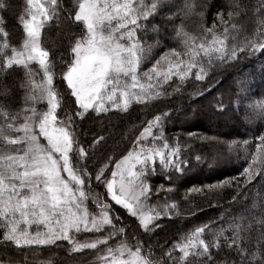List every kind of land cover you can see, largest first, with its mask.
I'll list each match as a JSON object with an SVG mask.
<instances>
[{"label":"snow or ice","instance_id":"snow-or-ice-1","mask_svg":"<svg viewBox=\"0 0 264 264\" xmlns=\"http://www.w3.org/2000/svg\"><path fill=\"white\" fill-rule=\"evenodd\" d=\"M163 4L164 0H153L150 5L142 0H75L67 9V22L83 25L82 35L71 47L73 58L63 74V81L74 98L75 116L81 121L91 118L93 112L99 116L110 110H127L133 101L140 103L152 99L154 95L159 96L160 92L154 89L173 76L184 80L195 72L196 80L202 81L207 74L202 64L204 60L211 66L216 60L236 61L257 52L264 54V0H259L255 10L258 19L254 39H246L242 44L233 43L229 48L230 33L239 29L235 24L230 29L220 15L219 19L225 25L221 34L223 39L213 29H208L211 41L205 40L197 46L194 37L178 32L177 35L184 38L187 51L172 49L171 55L177 58L187 56L189 59L170 62L164 70L161 61L169 56L166 53L150 72L143 74L148 82L142 83L138 69L144 60L145 49L138 34L145 31L142 22L158 14ZM232 6L237 10L235 15H246L239 0H232ZM9 10L15 11L10 0H0V12ZM63 11L65 9L59 0H26L19 17L25 34L20 50L10 46L9 32L4 27L6 21L0 16V37L3 38V43H0V74L12 76L18 68H23L26 77L20 80L18 86L15 80L7 84L0 82V221L6 229L3 243L14 244L18 248L68 241L73 245V251L96 249L98 245L108 244V240L78 243L73 238L74 234L100 233L105 226L113 223L109 206L98 200L99 214L89 213L86 207L89 197L84 190L87 173L72 164L74 153L79 158H87L85 149L77 148L80 144L75 131L77 121L71 116L67 121L58 119L60 101L55 91L50 53L42 47V29L53 20H58ZM232 18L233 13L230 12L229 19ZM231 39L237 38L232 36ZM33 62L43 73L39 83L36 79L39 73L32 70ZM21 91L25 107H18ZM44 99L47 100V111L40 113L35 105ZM250 107L258 118L264 119V101ZM160 121V116L149 121L141 137L151 135V129ZM41 137L47 141L46 146L40 143ZM155 139H163V133ZM256 140L252 162L240 174L247 177L245 184L255 178L258 165L264 167V134ZM243 143L246 147L250 146L247 140ZM165 149H169L166 142L162 149L151 147L129 152L116 163L111 180L106 182L111 200L133 217L138 216L142 200L151 195L146 181L154 174L157 159L162 169L184 171L179 148ZM64 174H67L66 177ZM235 179L207 187L221 188ZM96 180L101 181L102 176L97 175ZM175 207L166 205L164 214ZM160 215L159 212L154 215L141 213L138 217L140 227L145 232L153 231V223ZM260 216L258 221L249 223L245 221L250 217L241 216L232 226L222 229L212 242L203 239L208 225L197 227L185 240L173 245L163 264H167V260L177 264L172 258L177 250L182 254L179 257L181 264H189L190 257L200 258L201 264H214L213 249L222 250V242L230 253L239 257L232 264H264V205L261 206ZM33 225L37 229L42 227L44 231L37 230L32 234L29 228ZM229 232L231 235L227 234ZM101 260L102 264H152L143 255V246L139 243L135 250L123 242L116 248L109 247Z\"/></svg>","mask_w":264,"mask_h":264},{"label":"trees","instance_id":"trees-1","mask_svg":"<svg viewBox=\"0 0 264 264\" xmlns=\"http://www.w3.org/2000/svg\"><path fill=\"white\" fill-rule=\"evenodd\" d=\"M59 2L65 11L61 12L58 20L42 29V47L50 53L55 91L60 101L58 119L67 121L71 116L77 121L75 131L80 140L77 148H84L87 158H79L74 153L72 164L87 173L84 177L89 197L87 207L95 213L99 209L97 200L107 204L113 223L100 233L74 234L79 241L106 238L108 244L98 245L96 249L73 251L68 241L23 248L4 244L6 229L0 221V263L94 264L101 261L107 246L123 240L133 246L142 245L152 264H163L173 245L185 240L197 227L208 225L203 239L212 242L222 229L232 226L241 216L251 218L246 223L258 221L264 205V167L257 166V175L248 184H245L247 177L240 174L252 162L258 142L256 138L264 134V119L258 118L250 107L264 101V54L257 52L236 61L216 60L211 66L204 60L205 79L196 80L194 72L183 81L174 78L177 85L170 86L173 90L171 97L151 102L133 101L127 110H110L99 116L93 112L91 118L81 121L75 116L74 98L63 81V74L73 58L71 47L82 35L83 25L67 22V9L74 4L73 0ZM10 3L15 11L0 12V16L6 21L4 27L9 32L10 46L19 49L24 37L19 22L24 3L23 0H10ZM239 3L246 15H235L237 10L233 8L232 0H171L145 22L148 28L155 26L157 37L167 45L173 28L194 38H209L211 35L207 30L213 29L223 39L221 34L225 25L219 19L223 15L230 29L232 24L239 29L230 33V48L233 43L242 44L256 36L258 17L255 10L259 0H239ZM230 12L233 13L231 20ZM232 36L237 39L232 40ZM0 43H3L2 37ZM22 78L23 68H18L12 76L0 74V82L4 84L15 80L18 86ZM23 95L21 91L18 107L23 106ZM157 116L161 121L151 129V135L141 137L149 121H154ZM161 133L163 139H155ZM245 140L250 142L249 147L244 145ZM165 142L169 145L165 151L179 148L184 171L162 169L157 159L155 172L146 181L151 188L147 200L154 214L159 212L161 215L153 223L154 230L145 232L136 217L108 198L105 180L118 160L138 145L162 149ZM97 175L102 176L101 181L96 180ZM232 178L236 179L230 185L207 187ZM166 205L176 207L165 215ZM156 224L160 227H155ZM227 234L231 235L230 232ZM181 255L178 250L173 252L172 258L177 264H181ZM213 256L214 264H232L233 260H239L223 242L222 250L213 249ZM167 264H171V260H167ZM189 264H201V260L190 257Z\"/></svg>","mask_w":264,"mask_h":264},{"label":"rangeland","instance_id":"rangeland-1","mask_svg":"<svg viewBox=\"0 0 264 264\" xmlns=\"http://www.w3.org/2000/svg\"><path fill=\"white\" fill-rule=\"evenodd\" d=\"M171 0H164V4L165 3H169ZM142 2L144 3V4H146V5H150L152 2H153V0H142ZM23 3H24V7L26 6V0H23ZM73 3H75V0H73ZM161 10V9H160ZM159 10V11H160ZM22 25V24H21ZM142 25H143V28L145 29V31H142V32H140L138 35L141 37V39H140V43L142 44V46H143V48L145 49V52H144V60H143V62L141 63V65H140V67H139V69H138V71H139V73L141 74V77H142V83H147L148 81H147V78L146 77H143V74L144 73H146V72H150V70L153 68V66L156 64V62L158 61V60H160L161 59V57L162 56H165V54L166 53H169V56L167 57V59L166 60H163V61H161V66H162V68L164 69V70H166L167 69V67H168V64L171 62V63H176V62H178V60H180V59H183V60H188L189 58L187 57V56H183V57H179V58H177V57H174V56H172L171 55V50L172 49H175L177 52H185V51H187V49L185 48V46H184V38L182 37V36H178L177 35V33L179 32L176 28H173L172 29V32H171V34H170V36H169V42H168V44L167 45H165V44H163V42L162 41H160V39L157 37V34H156V29H155V26L154 27H151V28H148L147 26H146V22L145 21H143L142 22ZM23 28V27H22ZM187 37H189V38H193V37H191V36H187ZM24 38H25V34H24V37H23V40H22V45H21V47L18 49V50H20V49H22V47H23V42H24ZM211 39H212V36L211 37H209V38H195V41H194V43L197 45V46H199V44H201L202 42H204L205 40H207V41H211ZM189 43H193V41L192 40H189ZM32 70L34 71V72H38L39 73V75L36 77V79H37V82L39 83L40 81H41V79H42V77H43V73H42V71H40V69H39V65L38 64H36L35 62H33V64H32ZM194 75H195V72H194ZM191 75H189L188 77H187V79L190 77ZM24 78H26L25 77V70H24ZM174 78H176V79H178L179 81H183V80H181L178 76H173V78L171 79V80H169V81H167L166 83L165 82H161V86H159V87H156L155 89H154V91H156V92H160V95L159 96H153V98L152 99H150V100H146V101H156V100H159V99H162V98H167V97H171V95H173V90L171 89V87H173L174 85L176 86L177 84L176 83H174L173 82V80H174ZM184 80H186V79H184ZM178 81V82H179ZM173 82V83H172ZM153 83L155 84V81H153ZM173 84V85H172ZM171 86V87H170ZM175 93V92H174ZM36 108H37V111L38 112H40V113H43L44 111H47V100L46 99H44V100H41V101H39L36 105ZM22 107H25V105L23 104V106ZM58 110V109H57ZM230 112V111H229ZM227 114L228 113V111L227 112H223V114ZM222 114V113H221ZM64 121H66V120H64ZM148 136V135H147ZM146 136H144V138H145ZM40 143L42 144V145H47V141L43 138V137H41L40 138ZM143 145H138L137 147H136V149H134V150H131V151H129V152H136V151H140V149L141 148H143L142 147ZM128 152V153H129ZM128 153L125 155V156H127L128 155ZM125 156H123V157H121L118 161H120V160H122ZM116 166V165H115ZM113 170H115V167H114V169ZM65 175V177H66V175L67 174H64ZM111 178H112V172H111V174L107 177V179L105 180V188H106V182L108 181V180H111ZM84 190H85V186H84ZM107 191V190H106ZM108 198L109 199H111L109 196H108ZM114 202V201H113ZM115 203V202H114ZM142 208H140V209H138V216L136 217L137 218V220L139 221V215L141 214V213H143V214H146V215H154V209H152L153 207H152V205L149 203V201L147 200V199H145V200H142ZM86 207H87V204H86ZM88 208V207H87ZM88 211H89V209H88ZM99 209L97 210V212H90L89 211V213L90 214H92V215H98L99 214ZM128 212V211H127ZM109 216L111 217V214H110V212H109ZM37 230H39V231H44V229L41 227L40 229H37L36 228V226L35 225H33L32 227H30L29 228V231L32 233V234H35V232L37 231ZM82 233H85V232H81V233H77L78 235L79 234H82ZM90 233V232H89ZM78 243H91V242H93L94 240H96V239H101V240H104V239H106V238H104V239H102V238H95V239H93V240H90L89 239V241H79L78 239H77V236L75 237V235H74V237H73ZM125 243V244H127L128 245V247H130V248H132L133 250H135V248H136V246H133V245H131V244H129L128 242H126V241H123V240H121V241H118L115 245H113V246H107V248H109V247H111V248H116V247H118L121 243ZM72 249H73V245H72V247H71ZM107 248L103 251V255H102V257H104L106 254H107ZM143 255L147 258V256H146V253H144L143 252ZM1 264V263H0ZM94 264H102V260L100 261V262H96V263H94ZM155 264H160V263H155Z\"/></svg>","mask_w":264,"mask_h":264}]
</instances>
